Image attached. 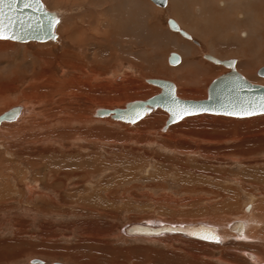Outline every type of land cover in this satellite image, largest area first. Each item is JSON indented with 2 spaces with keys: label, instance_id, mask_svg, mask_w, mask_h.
<instances>
[{
  "label": "rangeland",
  "instance_id": "rangeland-1",
  "mask_svg": "<svg viewBox=\"0 0 264 264\" xmlns=\"http://www.w3.org/2000/svg\"><path fill=\"white\" fill-rule=\"evenodd\" d=\"M84 1L89 3L90 0H42L47 10L56 11L62 17L56 32L59 41L47 43L48 50L40 47L45 44L0 42V113L6 107L37 101L23 97L33 77L32 64L22 63L20 46L25 52L32 53L33 59H42L46 64L52 62L50 71L55 80L68 81L75 74L83 76L79 71L66 70L61 56L65 50L77 54L83 52L78 44L72 45L67 39L64 28L68 25L70 28L75 26L73 28L80 31V36L94 40V31L90 32L91 29L84 26L86 22H94V0L90 4ZM167 4L168 0L165 7H160L165 9ZM160 18L169 32L181 36L169 29L168 20L173 18L166 11ZM218 48L222 55L231 51L225 46ZM126 60L118 59L110 69H98L103 75L99 81L92 82V86L95 89L102 84L106 95L97 93V96L109 97V85L116 81L113 75L118 73H126V77L134 81L130 90L136 87L140 92L134 99L154 95L141 87L155 88L145 79L159 77L155 70L159 67V59L149 60L151 62L134 59L136 64ZM199 60L203 61L202 58L195 61ZM85 61L74 59L73 62L79 66L84 62L86 72L94 75V70ZM36 63L33 69L37 68ZM143 66L144 71H141ZM216 66L217 72L210 75L211 80L227 71ZM14 68H21L27 74L18 83L14 79L18 76ZM87 76L84 75L81 81H86ZM11 79L13 85H9ZM250 82L264 85L263 77L257 75ZM197 88L203 89V86ZM122 92L119 93L122 95ZM58 98L55 96L49 104L44 102L39 108L38 103L34 104L35 121L44 122L43 126L35 128L31 134L21 132L0 141V264H29L34 258L45 263L58 261L63 264H230L227 262L230 256L240 264H248L241 260L244 257L240 253H236L234 243L239 242L234 240L229 246L221 244L217 248L178 236L144 239L124 237L121 233L124 226L133 222L192 224L193 221H210L216 216L220 221L239 220L243 208L250 205L251 200H264L263 115L252 117L250 123L245 119H234L225 127L222 125L224 119H228L226 117L196 116L188 119L189 122L182 121L179 126L172 125L164 133L158 130L167 116L160 110L134 125L105 121L84 125L85 129L75 126L68 129L61 125L52 128L46 119L54 122L67 112L57 109L62 115L50 116L52 110L48 109L58 102ZM122 99L123 95L111 102L110 109L128 101ZM65 102L67 107L71 106V102ZM80 103L83 104L78 112L81 114L85 111L91 115L94 109L102 106L95 96L88 102L81 99ZM73 113V116L78 114ZM148 120L152 122L143 125ZM236 122H244V125L238 127ZM76 131L87 134L92 141L70 135ZM222 137L227 139L221 144L218 141ZM250 237L253 234L248 235Z\"/></svg>",
  "mask_w": 264,
  "mask_h": 264
},
{
  "label": "bare ground",
  "instance_id": "bare-ground-1",
  "mask_svg": "<svg viewBox=\"0 0 264 264\" xmlns=\"http://www.w3.org/2000/svg\"><path fill=\"white\" fill-rule=\"evenodd\" d=\"M162 1L163 0H94V20H92L94 22H90V23L86 22L84 24L85 27L91 29L90 32L94 31V35H93L94 40L91 38L84 37L83 34H82L83 36H80L79 33L80 31L78 32V30L75 29L76 28L75 26H73L75 28L73 27L70 28V26L68 25L69 28L68 26L67 28H64L65 29L64 33L67 39L70 40L72 45L78 44L83 49V52L82 53L78 52L79 54H77V53H73V51L70 52L64 49L65 51L62 52L61 62L63 66L66 68V70L70 69V71H73L75 73L79 71L83 75L81 77H78L77 74H75L68 81L65 80L62 81L59 80V78L55 80L54 78L51 77L50 65L52 62H50V64H46V62L43 61L42 59L40 60L33 59L35 57L31 55L32 53H29L27 51L25 52L24 47L20 46L23 51L22 63L26 65L27 64L26 61H28L29 64H32L31 75L33 77L32 80L30 81V84L29 85L27 84L28 92L25 89L26 91L23 93V97H30L32 100L36 99L37 101L36 102L32 101L33 103L30 101L32 104L29 103L17 104L19 100L18 101L16 100L17 105L13 107L21 106L22 110L20 111V114L15 121L0 123V141L3 140L5 141V139H10V137L13 136V134L15 136V134L21 132H23L24 134H26V132L28 134H31L35 128H38L39 126H43L44 122L41 121L39 122L37 119H36L37 121H35L34 115L36 114L33 113L36 110L34 108V104L38 103L39 105L38 104L37 105L39 108V106H42L44 102L52 101L55 96L59 97L57 100L58 102L53 106L49 107V109L47 108L48 111L52 110L49 112L50 116L53 117L55 113H57L58 116L62 115L61 111L60 112L56 111L57 109L65 112L67 111L69 113L68 114H66L67 112L63 113L62 117L61 116L58 117L60 118V120L58 118L55 119L54 117L55 119V121L53 120L54 122H52V120H48L49 118L46 119L49 125L52 124L51 125L52 128L55 127V125L58 126L61 125L69 129V127L72 126L84 127V125L87 126L90 124H94L96 122H105V121L109 122V124L116 123L123 125L124 124L134 125L136 123L145 120V118H147L149 115L155 114L159 110L163 111L167 116V117L165 116L166 119L164 120L163 127L158 130L161 133L166 132L169 129V127L170 128L173 127L172 125L174 124L179 126V123L182 124V121L184 122V120L187 121L188 119L190 120V118H194L196 116L200 117L202 115L209 116L215 119H224V117L228 118V119H224L225 122L222 125L223 127L229 125L230 123H233L235 121L234 119H245L248 120L246 121L247 123H250L252 117H257V116L259 117L260 115L238 118V117H229V116L203 113V114L184 117L180 121L173 123L164 129L165 122L168 118V113L160 108L153 109L149 113H146L140 120L132 124L124 123L121 121H115L112 120L110 117L100 118L95 116L94 113L96 109L98 108L110 109L109 107L110 103L116 102L118 98H120V96L122 95H123L122 100L125 101L128 99V101H126V103L123 102L121 106L115 108L122 109L126 106V104L130 102L144 101L150 98L148 97L146 99L145 98L134 99L140 96V92H138L139 90L137 91L138 88L136 87H133L130 90L129 86L133 85L134 81L128 79L126 77V73L124 75L119 73L117 75L116 74L113 75L115 76L114 80L116 79V81H118L119 83L113 81V83L109 85L111 87L110 89L108 88V92H109L108 98L102 96L103 94L99 95L100 97L97 96L98 95L97 93L100 94L105 92L102 91L104 90L103 88H105L102 87L103 86L102 84L95 87V89L94 86H92V82L99 81L100 76L103 75L101 74L102 72H100V70L98 69L102 68L103 70V67L110 69L112 68L111 66L114 64L113 62L116 63L118 59L119 61L120 59H127L132 64H136L134 59H142L143 62L147 60L149 61L151 59H159V64H158L159 67L155 68L156 75L159 77L153 78L150 76L151 78L145 79V82L148 83V85H151L152 87L155 88H149L143 86L141 87V89L146 90L147 88L148 92L157 95L158 93H160L161 90L160 87L151 84L148 81L150 79L163 80L168 78L171 79L172 81L170 80H165V81H169L174 85L176 97L186 101H199V100H205L207 98V90L209 85L212 83V81L217 79L219 76L230 72V68L222 65L221 63V61H225V60H233L234 70L238 74H240L247 82L251 84H255L250 82V79H254V78L256 79V75L260 66L264 67L262 66L264 64V0H168L167 7L165 9L164 7L166 5L167 0H164V2ZM90 3H93L92 0H90L89 3L87 4ZM160 6H164V7H160ZM165 11L173 18L171 22H174L175 24V28H171L168 23L169 29L172 31H176L182 37L189 38V35H191L190 39L182 38L178 34L171 33L168 31V29L165 27L164 23L160 18L161 16H163ZM53 12H55L56 15L58 16L59 23L56 24L54 30V33L56 34V39L51 40L52 43L59 41L56 32H57V27L60 24V20L62 18L56 11ZM179 26L185 29L186 31L180 29ZM83 31L84 30H82L81 32ZM195 40L199 42V45L195 42ZM5 41H8V45L9 42L18 43L11 40H0V42H5ZM51 41H46V42L30 41L19 44L37 43V44L46 45ZM90 45L91 46L94 45L93 47L94 50H91L93 53L90 52V47H91ZM218 46L229 47V50L231 51H228L227 53H225V55H222L221 51L219 52L218 50L220 49L218 48ZM235 46L236 48L234 50L233 48ZM40 47H43L42 49L48 50L47 45L46 46L43 45ZM135 47H139V49H136ZM226 49L228 50V48ZM223 50H225V48H223ZM172 51L176 52L177 54L176 57L178 61L175 64H170L168 60ZM203 51L206 53H202ZM1 52L2 49H0V53ZM104 53H107V55L103 56ZM207 57H210L211 59L217 60L219 62L208 60ZM201 58L203 59V61L202 60L195 61L196 59H201ZM74 59L75 60L86 59L85 63L86 65L89 64L91 66L90 69L94 70V75L86 72L85 70L86 66H84L85 64L82 65L84 62L79 66L75 62H73ZM34 63L37 64L36 69H33ZM172 65H177V66L172 67ZM213 65L222 66L226 68L227 71L221 73L213 80H211L209 79L210 75L217 72L216 69L218 67V66L215 67ZM144 68L145 66H143V70L141 71H144ZM14 69L18 72V76L14 78L16 79L15 80L16 83H18L22 81L23 77L26 76L27 74L25 70L22 71L21 68H14ZM12 72L13 71H11V73ZM142 74H144V72ZM84 75L85 76L88 75L87 80L81 81L83 78H85ZM257 77L259 76L257 75ZM3 79H6V77H4ZM12 82L13 80L10 81L9 85L10 84L13 85ZM201 85L203 86V89H198L197 87H200ZM255 85L264 86L262 84H255ZM204 87H206L205 92H204ZM123 89H128V90L124 91ZM94 91H95V95H94ZM121 91H123L124 94L121 95L120 94ZM201 95H203L202 98H195ZM94 96H95V100L99 103L101 102L100 105L102 106L94 109L91 115H89L88 113H84L85 111H83V114L78 113L80 107L83 105L80 103L81 99H86V102H88L90 100H93ZM65 100L71 102V106L67 107V104H65L66 103ZM72 101L74 102V104L72 103ZM49 103L50 102H48L47 104ZM61 105L62 108L60 109ZM75 105H77L78 107L77 108L74 107ZM13 107H6L7 109L3 110V112L1 110L2 113H0V115L3 114L4 112H7ZM73 112L78 114L77 115L75 114L73 116L72 115L74 114ZM262 115L264 116V114H261V116ZM40 117H42V115ZM154 117H158V116L154 115ZM245 120H240V121H245ZM149 122L151 123L152 120L146 121L143 125ZM236 124H239L238 127H240V125H244V122H239V123L236 122ZM17 125L18 127H14ZM44 130L46 131V129ZM77 131H76L77 134L75 133L76 135L75 134L74 135L70 134V135L76 136L74 137L76 139L77 138L80 139V137L78 136H81L84 137L83 139H89V141H92L91 138L87 136V134L85 135L82 132L78 133ZM87 132H89L88 129ZM220 139L221 140H219L218 142L222 144L224 142L223 139H227V137H222ZM250 203L251 204L249 205V207L247 206L245 209L243 208L242 210L243 213L241 212L240 216L238 217L239 220L233 219L231 221L230 220L223 221V219L221 218L222 221H220L218 220L219 216L218 217L216 216L213 218L214 220L213 219H211L210 221L203 220V222L193 221L191 222L192 224H189L190 222H185L183 224L180 223L168 224L166 222H157V221H156L157 223L147 221L146 223L143 224L133 222L124 226L121 234L124 237H128V238H144V239L160 238L168 235L169 236L178 235L185 239L210 243L211 246L213 247L216 246L217 248L218 247L220 248L221 244L222 245L228 244L229 246V244L230 245L232 244L231 241L234 240L239 242V243H234V246H236L235 251H237L236 253H240V255L245 258V259L244 258L241 259L242 261H244V263L248 262V264H255V263L264 264V200L262 201L260 199L251 200ZM244 212H248V214H245ZM234 221L237 222L232 223ZM229 223L232 224L228 226ZM238 223L242 225V229L236 227ZM133 224L153 225V226H160V225L195 226V225L203 224L205 226H210L214 228L213 232L218 235V241L208 242V241L196 240V239L188 238L183 234H164L161 236L128 235L124 229L127 226ZM228 230L232 231L235 235L230 234ZM240 232H242V234H238ZM250 234H253V237L248 238V235ZM235 236L237 237V239ZM246 249L254 250L255 253L254 252L252 253ZM237 256L239 255L237 254ZM227 259H228L227 262L230 264H240L235 260V258L231 256ZM53 262H58V261H46V263L44 262V264H52Z\"/></svg>",
  "mask_w": 264,
  "mask_h": 264
},
{
  "label": "water",
  "instance_id": "water-1",
  "mask_svg": "<svg viewBox=\"0 0 264 264\" xmlns=\"http://www.w3.org/2000/svg\"><path fill=\"white\" fill-rule=\"evenodd\" d=\"M164 2V0L162 1ZM24 0H15V3H11L10 0H4L0 4V22H2L3 30L7 36H14V39H2L11 40L18 43H25L30 41L35 42H46L54 40L52 37L56 34L54 33L55 26L48 30V26L52 23V18L55 17L58 20V16L55 12L47 10L42 1L40 0V5L33 4L29 8L23 6ZM47 14V15H46ZM171 28H175L174 22L168 21ZM208 60L214 62H219L217 60L207 57ZM170 64H175L178 60L175 53H171L169 56ZM222 65L229 67L230 72L219 76L217 79L213 80L209 85L207 90V98L205 100L199 101H186L176 97L174 85L165 80L150 79L148 82L160 87V93L154 95L144 101H133L122 109H104L98 108L95 111V116L104 118L110 117L112 120L121 121L124 123L129 122L131 119H135V122L140 120L146 113H149L153 109L160 108L168 113V118L165 122L164 129L181 119L179 115L183 113L185 109L193 111V116L198 114H214L229 117H252L256 115H261L259 111L253 115H242V116H231L225 115L226 111L239 110L241 107H250L249 102H256L259 104L264 100V86L255 85L247 82L240 74H238L234 68L233 60L221 61ZM257 75L259 77H264V67H261ZM179 102V103H175ZM137 109V112L133 113L132 109ZM21 106H16L4 112L0 115V123L2 122H13L15 121L20 111ZM206 110V111H205ZM173 113L176 114L175 120H173ZM14 114V115H13ZM117 117H122L118 119ZM132 124V123H131ZM242 226L240 223L236 227L240 228ZM200 227L205 230H209L211 235L218 238V235L213 232L214 228L210 226H205L203 224L195 226H170V225H140L133 224L127 226L124 230L128 235H149V236H161L164 234H183L191 239L217 242L207 239L198 238L199 235L203 233H194L191 230ZM29 264H44L41 259H31ZM52 264H63L61 262H53Z\"/></svg>",
  "mask_w": 264,
  "mask_h": 264
},
{
  "label": "snow or ice",
  "instance_id": "snow-or-ice-1",
  "mask_svg": "<svg viewBox=\"0 0 264 264\" xmlns=\"http://www.w3.org/2000/svg\"><path fill=\"white\" fill-rule=\"evenodd\" d=\"M3 2H4V0H0V4H2ZM10 2L15 3V0H10ZM33 4L40 5V0H24L23 6L25 8H29ZM58 23H59V21L56 20L55 17H53L52 23H50L48 26V30L51 31V29L55 26V24H58ZM14 38H15L14 36H7L5 34V32L3 30L2 22H0V40H2V39H14ZM52 38L55 39V36H53ZM175 103H179V102H175ZM249 104H250V107H241L239 110H233L230 112L226 111L224 114L225 115H231V116H242V115H253V114H256L257 111H259L260 113H264V100L259 102V104H257L256 102H249ZM132 112L133 113L137 112V109L133 108ZM192 114H194L193 111L185 109L183 111V113L179 115V118L183 119L184 115H192ZM117 118L120 119L122 117H117ZM172 118H173V120H175V118H176L175 113H173ZM129 122L135 123V119H131ZM240 228L242 229V226H240ZM191 231L194 233H203L202 235L198 236V238H200V239H207V240H211V241H217V239H218L217 237L211 235L209 230H205V229H202L200 227L194 228ZM238 234H242V232H240Z\"/></svg>",
  "mask_w": 264,
  "mask_h": 264
},
{
  "label": "crops",
  "instance_id": "crops-1",
  "mask_svg": "<svg viewBox=\"0 0 264 264\" xmlns=\"http://www.w3.org/2000/svg\"><path fill=\"white\" fill-rule=\"evenodd\" d=\"M248 207H249V205H247ZM235 222H237V221H234V222H232V223H235ZM244 222V221H243ZM232 223H230V224H228V226L229 225H231ZM228 232L230 233V234H234L232 231H230V230H228ZM235 235V234H234ZM170 236H178V235H170ZM169 235L168 236H163V237H160V238H165V237H170ZM178 237H181V236H178ZM183 238V237H182ZM185 239V238H184ZM237 239V238H236ZM187 240H189V239H187ZM204 243V242H203ZM207 244H210V243H207ZM251 255V254H250Z\"/></svg>",
  "mask_w": 264,
  "mask_h": 264
}]
</instances>
